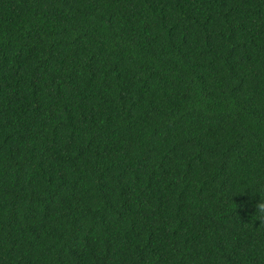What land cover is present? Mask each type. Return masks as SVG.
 Wrapping results in <instances>:
<instances>
[{
    "label": "trees",
    "instance_id": "16d2710c",
    "mask_svg": "<svg viewBox=\"0 0 264 264\" xmlns=\"http://www.w3.org/2000/svg\"><path fill=\"white\" fill-rule=\"evenodd\" d=\"M264 0H0V264H264Z\"/></svg>",
    "mask_w": 264,
    "mask_h": 264
},
{
    "label": "clouds",
    "instance_id": "9594fccd",
    "mask_svg": "<svg viewBox=\"0 0 264 264\" xmlns=\"http://www.w3.org/2000/svg\"><path fill=\"white\" fill-rule=\"evenodd\" d=\"M262 211H264V203H259L257 205Z\"/></svg>",
    "mask_w": 264,
    "mask_h": 264
}]
</instances>
